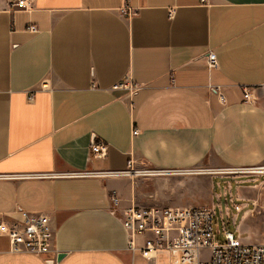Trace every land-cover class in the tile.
<instances>
[{
  "label": "crops",
  "instance_id": "0c3cea01",
  "mask_svg": "<svg viewBox=\"0 0 264 264\" xmlns=\"http://www.w3.org/2000/svg\"><path fill=\"white\" fill-rule=\"evenodd\" d=\"M15 1L0 0V221L46 215L54 241L37 256L0 238V264H132L128 207H204L183 172L264 165V0ZM125 77L142 89L112 90ZM142 169L152 192L63 176Z\"/></svg>",
  "mask_w": 264,
  "mask_h": 264
},
{
  "label": "built area",
  "instance_id": "2783aa9c",
  "mask_svg": "<svg viewBox=\"0 0 264 264\" xmlns=\"http://www.w3.org/2000/svg\"><path fill=\"white\" fill-rule=\"evenodd\" d=\"M11 9H28L26 0H17L10 4ZM127 16L133 15V10H123ZM29 31L37 33L36 26L31 25ZM209 70L218 69L215 53L209 51L207 57ZM142 85L133 84L125 77L112 86V90L127 91L134 94L142 89ZM42 90L50 89L48 81L41 85ZM211 89L219 96L221 103H225V96L218 88ZM244 98L252 100L249 89L243 90ZM29 101L34 99V92L29 93ZM138 131H133L137 135ZM107 147L93 144L91 153L96 157L106 155ZM194 172V171H186ZM217 174L231 177H264V165L251 167H225L216 171ZM132 170L122 172H79L63 175L65 177H102L105 175L125 176ZM185 173V172H183ZM7 175H0V181L12 179ZM114 205L119 200L112 198ZM243 206L235 205V210L241 212ZM215 212L209 207L191 208H159L139 207L131 205L123 212V227L127 233L126 250L132 257V264H137L140 257L142 264H264V243H244L240 237L225 231L224 241L216 240L214 231ZM0 238H6L9 252L29 253L37 256L47 255L53 250L54 230L50 219L43 214L21 213L20 219L11 222L0 221ZM208 250L209 257L202 258V253Z\"/></svg>",
  "mask_w": 264,
  "mask_h": 264
},
{
  "label": "rangeland",
  "instance_id": "374dc122",
  "mask_svg": "<svg viewBox=\"0 0 264 264\" xmlns=\"http://www.w3.org/2000/svg\"><path fill=\"white\" fill-rule=\"evenodd\" d=\"M218 170L185 172L181 176L188 186L193 181L200 180L197 182L200 190L195 191L194 198L202 206L214 210L216 240L223 242L225 231H229L236 237L239 236L244 243H264V177H231L217 174ZM153 174L156 173L150 169H142L132 171L126 178L135 177L143 181V192L146 193L153 191ZM237 191L248 200L239 199ZM235 205L243 206L242 211L237 212ZM208 257L209 251L205 250L202 258Z\"/></svg>",
  "mask_w": 264,
  "mask_h": 264
},
{
  "label": "water",
  "instance_id": "95a60500",
  "mask_svg": "<svg viewBox=\"0 0 264 264\" xmlns=\"http://www.w3.org/2000/svg\"><path fill=\"white\" fill-rule=\"evenodd\" d=\"M62 257H63V255H59L57 258V261L61 260ZM48 264H53V262H49Z\"/></svg>",
  "mask_w": 264,
  "mask_h": 264
},
{
  "label": "bare ground",
  "instance_id": "6f19581e",
  "mask_svg": "<svg viewBox=\"0 0 264 264\" xmlns=\"http://www.w3.org/2000/svg\"><path fill=\"white\" fill-rule=\"evenodd\" d=\"M245 221V220H244Z\"/></svg>",
  "mask_w": 264,
  "mask_h": 264
}]
</instances>
